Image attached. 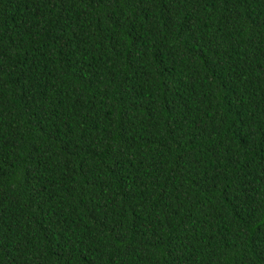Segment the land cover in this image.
Returning <instances> with one entry per match:
<instances>
[{
    "label": "trees",
    "instance_id": "obj_1",
    "mask_svg": "<svg viewBox=\"0 0 264 264\" xmlns=\"http://www.w3.org/2000/svg\"><path fill=\"white\" fill-rule=\"evenodd\" d=\"M0 264H264V0H0Z\"/></svg>",
    "mask_w": 264,
    "mask_h": 264
}]
</instances>
